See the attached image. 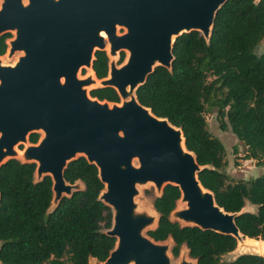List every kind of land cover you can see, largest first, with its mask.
<instances>
[{
	"label": "water",
	"instance_id": "water-1",
	"mask_svg": "<svg viewBox=\"0 0 264 264\" xmlns=\"http://www.w3.org/2000/svg\"><path fill=\"white\" fill-rule=\"evenodd\" d=\"M226 1L1 0L0 36L13 32L8 55H22L13 66L0 63V166L18 158L35 164V182L50 178L51 209L81 190L79 182L63 180L68 162L83 157L95 166L102 184L98 199L111 212L104 234L115 242L104 261L89 264H170L171 240L154 242L146 235L156 226V214L133 201L135 187L145 183L153 184L156 197L166 185L177 188V202L184 207L173 210L170 220L233 237L240 251L235 257L250 250L233 222L240 212H224L200 185L202 168L185 149L180 130L153 116L134 96L154 67L170 69L176 37L196 31L208 40L214 14ZM106 43L108 78L77 80L78 68L90 67L93 53L104 51ZM120 51L126 59L115 67ZM90 85L112 88L120 105L91 99L85 91ZM38 132L42 138L21 155L13 150ZM183 255L178 264H192Z\"/></svg>",
	"mask_w": 264,
	"mask_h": 264
},
{
	"label": "trees",
	"instance_id": "trees-1",
	"mask_svg": "<svg viewBox=\"0 0 264 264\" xmlns=\"http://www.w3.org/2000/svg\"><path fill=\"white\" fill-rule=\"evenodd\" d=\"M8 33L0 36V56ZM264 40V0H228L214 14L208 40L191 31L171 45L170 69L156 66L134 92L137 102L157 118H165L180 130L185 149L202 169L200 185L212 193L215 204L226 213H239L233 222L239 233L264 240V173L246 181L231 182L222 172L224 149L206 128L204 114L214 110L220 131L230 133L245 147V159L264 164V50L254 48ZM123 60L120 53L118 64ZM107 57L95 51L91 70L97 80L106 77ZM88 96L99 102L117 103L109 87L93 88ZM37 133L27 137L29 144ZM35 164L9 159L0 166V264H87L102 262L114 247L104 234L111 212L98 196L102 184L94 165L83 157L68 162L63 180L82 189L62 197L49 210L51 181L35 182ZM179 192L166 185L152 198L157 222L146 235L154 242L171 240L170 254L181 247L195 264H264V255L245 253L229 261L236 241L229 235L182 226L169 219ZM245 203L254 212H241Z\"/></svg>",
	"mask_w": 264,
	"mask_h": 264
},
{
	"label": "rangeland",
	"instance_id": "rangeland-1",
	"mask_svg": "<svg viewBox=\"0 0 264 264\" xmlns=\"http://www.w3.org/2000/svg\"><path fill=\"white\" fill-rule=\"evenodd\" d=\"M123 30L117 29V33L122 34ZM10 35V38L6 40V49L5 53L0 57V63L3 66H13L14 63L17 61V58L21 56L22 54L20 52H14L10 56L8 55V45L7 42L13 38V32L9 31L7 32ZM96 48H94L95 50ZM264 50V40L260 41L259 44L254 48V53L255 54H260ZM105 51V50H104ZM106 53V52H105ZM120 53L123 54V60L120 64H118V59ZM126 52L125 51H120L116 54V57L114 58V64L115 67H119L122 65L126 59ZM109 59V57H108ZM110 60V59H109ZM87 71L83 68H78L76 72V79L77 80H83L85 77V73ZM94 86H88L85 88L86 94L88 95L89 90H91ZM97 87V85L95 86ZM105 102V101H103ZM109 106L112 104H116V106L120 105V99L117 103H108ZM204 119L206 122V128L207 131L218 139L220 143L223 146L224 149V154H223V161H224V166L222 168V172L225 173V175L229 178L231 182H237V181H246L248 179L257 177L261 174L264 173V164L258 165L255 160H250V159H245L246 156V149L245 147L230 133L229 130L226 131H220L218 129V122L215 117V111L211 110L207 113L204 114ZM38 140L40 138L41 133L38 132ZM37 140V141H38ZM37 143V142H36ZM35 143V144H36ZM28 144L27 139L25 143H17L13 146V150L18 154V151H21L25 148V146ZM76 155L75 157H77ZM19 161H21L20 158H18ZM133 164L136 165V162L133 161ZM33 178L35 180V176L33 174ZM76 183V182H75ZM79 187L82 189L81 183H79ZM137 194L134 196L133 201L134 203L138 206L140 209H144L148 211L149 213H152V198L155 197L156 191L152 183H145L143 185H137L135 187ZM52 206L50 205L49 210H51ZM243 212H254L255 207L249 205L248 203H245L243 209ZM181 225V224H180ZM150 229V227L146 228L144 231ZM145 234V233H144ZM252 242H260L261 249H263L264 243L263 241H255L252 240ZM254 244V243H253ZM172 246V243L169 245V251L167 252V256L169 258L170 264H178L180 257L183 255V258L185 261H190L191 259L188 258L186 249L184 247H181L178 253L177 257H172L170 254V248ZM245 253H253L250 250H244ZM256 252L259 255H264V251H258ZM240 251L237 249V246L235 249L228 253L225 254L221 257V261H229L233 259ZM192 261V260H191ZM89 264V263H87Z\"/></svg>",
	"mask_w": 264,
	"mask_h": 264
},
{
	"label": "bare ground",
	"instance_id": "bare-ground-1",
	"mask_svg": "<svg viewBox=\"0 0 264 264\" xmlns=\"http://www.w3.org/2000/svg\"><path fill=\"white\" fill-rule=\"evenodd\" d=\"M22 3L25 4V3H26V0H22ZM0 4H1V0H0ZM99 36L102 37L103 40L106 41V37H105V34H104L103 32H100V33H99ZM104 50H105L106 53L109 51V50H108V45H107V43H106V45H105V47H104ZM113 58H114V56H113ZM87 68H90V67H87ZM88 77H90V79L93 80L94 82H97V80H95L93 74L89 75ZM107 78H108V76H107ZM107 78H105V79H107ZM60 82H62V79H60ZM90 86H92V85H90ZM41 138H42V135H41ZM27 145H29V144H27ZM180 148H181V150L183 151V146H182L181 143H180ZM18 152H19V154L21 155V154L23 153V150H22V151H18ZM4 160H5V158L2 159V161H4ZM183 207H184V204H183V203L176 202V207H175L174 210H178V209H181V208H183ZM152 213H153V214H156V213L153 211V209H152ZM168 240H169V239H168ZM252 240H253V239H249V238H246V237H241V241H242L243 245H244V246H248V247L250 248V250H251L254 254H258V253L256 252L257 249H258V251H261V250L264 251V246H263V249H261L260 242H252ZM253 243H254V244H253ZM263 243H264V240H263ZM186 252H187V251H186ZM258 255H259V254H258ZM189 259H190V258H189ZM191 260H192V259H191ZM191 260H190V261H191ZM191 262H192V264H194V260H192Z\"/></svg>",
	"mask_w": 264,
	"mask_h": 264
},
{
	"label": "flooded vegetation",
	"instance_id": "flooded-vegetation-1",
	"mask_svg": "<svg viewBox=\"0 0 264 264\" xmlns=\"http://www.w3.org/2000/svg\"><path fill=\"white\" fill-rule=\"evenodd\" d=\"M105 52V51H104ZM5 53V52H4ZM106 54V53H105ZM2 56V55H1ZM0 56V57H1ZM93 57V56H92ZM106 57H107V60H108V62H107V73H106V77L105 78H107V74H108V63H109V59H108V56L106 55ZM93 60V59H92ZM92 62V61H91ZM79 68H84L87 72L85 73V77H84V79L86 78V77H88L89 75H91V74H93V72H92V70H91V65H90V68H85L84 66H81V67H79ZM93 76H94V74H93ZM94 78H95V76H94ZM105 78H103V79H105ZM103 79H101V80H103ZM95 80H97L96 78H95ZM97 81H100V80H97ZM94 88H97V87H94ZM93 89V88H92ZM90 91V90H89ZM92 99V98H91ZM42 135V134H41ZM41 135H40V138H41ZM28 137V136H27ZM39 138V139H40ZM28 142V141H27ZM29 144V143H28ZM22 151V150H21Z\"/></svg>",
	"mask_w": 264,
	"mask_h": 264
}]
</instances>
